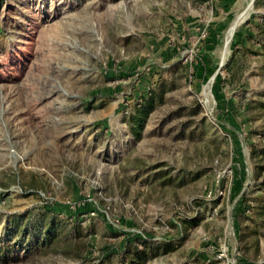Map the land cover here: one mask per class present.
I'll return each instance as SVG.
<instances>
[{
	"label": "rangeland",
	"instance_id": "obj_1",
	"mask_svg": "<svg viewBox=\"0 0 264 264\" xmlns=\"http://www.w3.org/2000/svg\"><path fill=\"white\" fill-rule=\"evenodd\" d=\"M96 263L264 264V0H0V264Z\"/></svg>",
	"mask_w": 264,
	"mask_h": 264
},
{
	"label": "built area",
	"instance_id": "obj_2",
	"mask_svg": "<svg viewBox=\"0 0 264 264\" xmlns=\"http://www.w3.org/2000/svg\"><path fill=\"white\" fill-rule=\"evenodd\" d=\"M202 10L204 11L203 15H205L204 18H203V22L209 23L210 19L213 16V10L212 9H205V7H203ZM196 30H198V34L199 35L197 34L198 36L195 38V40L199 41L200 39H204L206 34H207L205 28L198 27ZM189 57L191 58V54L186 56V60L185 61H187L189 59ZM153 88H154V86H152V88H149L148 89V94L145 95L143 98L139 99V102H136L138 107L143 102L144 98L151 94V90ZM93 213L94 212H92L91 214H93ZM116 222H118V221H116ZM138 236H140V235H138Z\"/></svg>",
	"mask_w": 264,
	"mask_h": 264
},
{
	"label": "bare ground",
	"instance_id": "obj_3",
	"mask_svg": "<svg viewBox=\"0 0 264 264\" xmlns=\"http://www.w3.org/2000/svg\"><path fill=\"white\" fill-rule=\"evenodd\" d=\"M247 14L248 13H244L242 16L240 15V17L237 16V18L232 22V24L227 29L226 34H225V38H224V43H223L222 58H224V59L226 58V55H227L228 49H229V42H230L231 36H232V34H233L234 30H235V27L238 26L239 23H241L240 19L241 18L244 19L247 16ZM206 89H208V88H206Z\"/></svg>",
	"mask_w": 264,
	"mask_h": 264
},
{
	"label": "crops",
	"instance_id": "obj_4",
	"mask_svg": "<svg viewBox=\"0 0 264 264\" xmlns=\"http://www.w3.org/2000/svg\"><path fill=\"white\" fill-rule=\"evenodd\" d=\"M221 11H222V13H224V7L223 6H222V10H218L217 15L222 14ZM218 25H219V23H218ZM216 34L217 33L212 30L209 32L208 37H206L204 48H206L207 51H211L217 45V38H216L217 35Z\"/></svg>",
	"mask_w": 264,
	"mask_h": 264
},
{
	"label": "trees",
	"instance_id": "obj_5",
	"mask_svg": "<svg viewBox=\"0 0 264 264\" xmlns=\"http://www.w3.org/2000/svg\"><path fill=\"white\" fill-rule=\"evenodd\" d=\"M205 40H206V38H205ZM216 78V80L218 79H220V76H215ZM153 91H154V88L151 90V94L150 95H148L147 97H145L144 98V100H143V102L140 104V106H139V108L140 107H142L143 106V104L145 103V101L152 95V93H153ZM219 111V110H218ZM43 215H45V214H43ZM57 217V216H56ZM50 230H48V232H49ZM48 234V233H47ZM133 239H137V240H139L140 242H145V241H147V238H141V237H137V238H133ZM126 242H128V243H131L132 241L131 240H127ZM96 264H100V263H96Z\"/></svg>",
	"mask_w": 264,
	"mask_h": 264
},
{
	"label": "water",
	"instance_id": "obj_6",
	"mask_svg": "<svg viewBox=\"0 0 264 264\" xmlns=\"http://www.w3.org/2000/svg\"><path fill=\"white\" fill-rule=\"evenodd\" d=\"M253 1V0H252Z\"/></svg>",
	"mask_w": 264,
	"mask_h": 264
}]
</instances>
